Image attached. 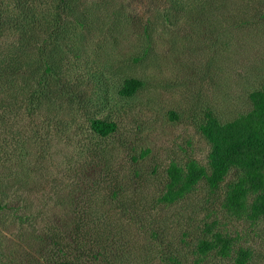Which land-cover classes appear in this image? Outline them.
Instances as JSON below:
<instances>
[{
    "label": "rangeland",
    "instance_id": "obj_1",
    "mask_svg": "<svg viewBox=\"0 0 264 264\" xmlns=\"http://www.w3.org/2000/svg\"><path fill=\"white\" fill-rule=\"evenodd\" d=\"M12 63L44 94L31 116L22 93V119L0 115V264H264V219L221 205L234 172L160 200L171 161L207 165V116L230 123L264 89V0H0V70ZM90 117L116 131L96 136ZM216 233L228 255L200 252Z\"/></svg>",
    "mask_w": 264,
    "mask_h": 264
},
{
    "label": "trees",
    "instance_id": "obj_2",
    "mask_svg": "<svg viewBox=\"0 0 264 264\" xmlns=\"http://www.w3.org/2000/svg\"><path fill=\"white\" fill-rule=\"evenodd\" d=\"M31 55L34 58L36 56V54ZM34 58L27 56L29 62ZM41 59L44 58L41 56ZM33 65L30 64V67H33ZM43 65L44 72L50 73L49 63L45 60ZM20 70L16 63L9 65L6 70H0V81L6 75L2 72L8 73L7 78H11L9 84L3 81L0 82V94L3 93V98H0V115L13 112L15 120L22 119L19 107L22 99L20 93L24 94L26 101H28L24 109H27V115L29 116L35 110H38V105L43 103L41 96L44 94V88L38 87L37 89V86L40 85L37 82L35 83L36 78H39L40 81L44 78L43 72L38 73L35 67L34 71H31V78L34 79L35 84L32 87L24 88L21 83L16 82V73ZM139 86V81L128 79L119 92L123 96H130L136 92ZM45 91L47 93V90ZM249 100L251 102L250 111L235 118L230 123L220 124L211 115L207 116L205 123L200 127L210 146L206 161L207 165H201L193 160L186 162L184 165L171 161L165 171L166 183L160 197L162 202L173 203L183 199L200 181L204 182L210 191L217 190L229 173L234 172L235 179L225 187L221 204L223 209L236 218L264 219V89L250 93ZM16 103L19 104L16 105ZM88 124L90 131L98 137L109 136L117 128L112 121L92 117L88 119ZM12 140L13 137L8 140L9 143L5 140L3 145L7 156L9 153L6 145H10ZM17 144L19 142L14 145ZM146 154L147 151L143 152L142 156ZM250 197L251 201H249ZM215 235L212 242L204 241L200 243V252L204 254L210 249L220 247L221 249L217 253L228 255L231 241L223 238L221 233ZM243 255L244 258L238 260L240 264L248 259L250 253L245 251ZM173 264L180 263L175 261Z\"/></svg>",
    "mask_w": 264,
    "mask_h": 264
}]
</instances>
